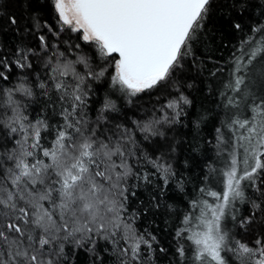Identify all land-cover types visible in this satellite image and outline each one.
I'll return each instance as SVG.
<instances>
[{"label":"snow or ice","instance_id":"1","mask_svg":"<svg viewBox=\"0 0 264 264\" xmlns=\"http://www.w3.org/2000/svg\"><path fill=\"white\" fill-rule=\"evenodd\" d=\"M211 3L53 0L62 28L68 26L78 39L95 46L100 58L114 67L112 85L129 102L131 97L166 81L182 67L185 57L194 55L192 45L200 39ZM9 20L17 23L14 17ZM251 31L255 38L243 41L234 54L231 79L221 93L226 100L225 111L221 126L215 129L221 167L208 165L205 177L209 183L216 177L222 192L201 187L198 198L190 201L192 211L184 216L183 227L176 233L193 246L191 264H230L228 254L238 264H264V24L254 25ZM40 41L46 49L43 36ZM32 52L18 49L14 53L16 66L31 67L27 61ZM63 55H56L54 63L48 59L50 83L38 84L49 104L55 107L59 102L60 123L50 125L47 117L40 116L30 119L27 105L14 99V93L34 98L33 89L24 81L4 89L3 106L11 114L0 120V126L14 139L15 147L0 153V264H64L66 242L74 240L80 246L84 240H92L93 234L109 239L116 237L121 227L127 245L119 250L125 257L121 264H140L141 245L151 250L155 238L146 239L123 221L126 181L133 174L128 162L132 152L127 148L131 137L127 129L119 131L121 125H116L118 136L107 126L101 127L106 121L103 115L93 126L83 113L86 81L100 79L107 68L96 72L87 58L81 56L72 62L62 60ZM75 63H83L86 73L78 72ZM9 64L0 58V79H9L2 70ZM179 101L190 104L183 95ZM167 107L176 109L178 103L170 102ZM104 110L115 111V102L106 99ZM180 115L181 111L171 117L166 114L163 122L176 123ZM203 119L194 120V126L198 128ZM160 123L149 121L141 130L162 134L155 127ZM49 130L54 138L51 146L45 147L42 134ZM152 163L167 185L174 175L171 165ZM178 187L183 189L182 184ZM247 188L259 196H246ZM206 197L214 202L209 203ZM238 204L249 205L247 215H240ZM229 220L236 232L227 227ZM239 230L252 237L251 243L238 238ZM176 251L185 260V247L179 245Z\"/></svg>","mask_w":264,"mask_h":264},{"label":"trees","instance_id":"2","mask_svg":"<svg viewBox=\"0 0 264 264\" xmlns=\"http://www.w3.org/2000/svg\"><path fill=\"white\" fill-rule=\"evenodd\" d=\"M10 17L16 19L15 25L10 23ZM236 24L241 25L240 29L235 28ZM260 24H264V0H212L200 39L192 45L194 55L185 57L182 67L166 81L131 97L129 102V98L121 92L116 93L111 85L114 67L100 58L94 45L78 39V34L68 26L62 28L52 0H0V58L10 61L8 67L2 69L9 79H0V120L11 114L10 109L3 106L4 89L14 88L24 81L33 89L34 98L14 93V99L27 105L30 119L47 117L53 126L61 122L59 102L55 107L49 104L48 97L43 96V90L38 87L40 82H48L50 67L46 62L49 58L54 63L56 55L63 53L62 60L76 62L82 56L87 58L93 71L106 67L103 77L86 81L87 105L83 113L93 126L103 115L106 121L101 127L107 126L118 136L116 125H121L119 131L127 129L131 137L127 148L132 152L128 162L133 174L126 181L128 199L123 221L146 239L155 238L151 250L141 245L140 264H191L193 246L186 238H178L176 233L183 227L184 216L192 211L190 201L198 198L201 187L222 192V184L216 177H212L210 183L205 179L208 165L221 167L215 147V129L221 126L226 103L221 93L225 92L224 84L231 79L234 54L243 41L255 38L251 29ZM41 36L45 38L46 49L41 46ZM18 49L33 50L27 61L31 67L16 66L14 53ZM75 67L82 74L87 71L83 63H75ZM181 95L190 104L179 101ZM106 99L115 102V111L104 110ZM170 102L178 103V107L168 108ZM175 111H181L178 122H163L166 114L171 117ZM199 117L204 119L197 128L193 121ZM152 120L161 121L155 127L162 134L150 135L141 130ZM225 135L231 136L226 129ZM53 138L54 132L49 130L42 134L41 142L50 147ZM14 147V139L0 126V153ZM152 161L171 165L174 175L168 178L167 185ZM181 184L182 190L178 187ZM246 196L256 198L259 193L247 188ZM206 199L214 202L211 197ZM237 206L241 208L240 215L248 214L249 205ZM236 231L234 227L233 232ZM239 232L238 238L251 243V236L243 230ZM122 237L121 227L118 235L109 239L93 234L92 240L86 239L80 246L70 240L64 245V264H121L125 257L119 250L127 247ZM112 240L117 243L114 245ZM179 245L186 249L185 260L177 254Z\"/></svg>","mask_w":264,"mask_h":264},{"label":"rangeland","instance_id":"3","mask_svg":"<svg viewBox=\"0 0 264 264\" xmlns=\"http://www.w3.org/2000/svg\"><path fill=\"white\" fill-rule=\"evenodd\" d=\"M52 2H53V0H52ZM111 85H112V83H111ZM112 87H114V86L112 85ZM114 91L116 93H120L116 87H114ZM227 227L230 228V229H232V231H233L234 226H233V224L231 223L230 220L227 223ZM228 259L230 260V264H238V262L232 257L231 254H228Z\"/></svg>","mask_w":264,"mask_h":264}]
</instances>
